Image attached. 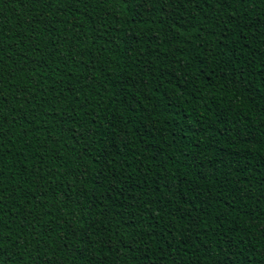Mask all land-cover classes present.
<instances>
[{
  "label": "trees",
  "instance_id": "1",
  "mask_svg": "<svg viewBox=\"0 0 264 264\" xmlns=\"http://www.w3.org/2000/svg\"><path fill=\"white\" fill-rule=\"evenodd\" d=\"M0 264H264V0H0Z\"/></svg>",
  "mask_w": 264,
  "mask_h": 264
}]
</instances>
